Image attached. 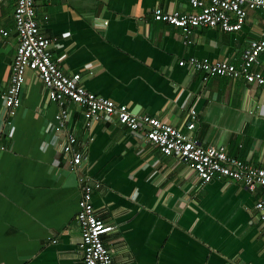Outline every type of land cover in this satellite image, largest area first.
Here are the masks:
<instances>
[{
    "label": "crops",
    "instance_id": "obj_1",
    "mask_svg": "<svg viewBox=\"0 0 264 264\" xmlns=\"http://www.w3.org/2000/svg\"><path fill=\"white\" fill-rule=\"evenodd\" d=\"M54 61L79 73L98 96L127 104L189 131L205 147L264 168V86L214 76L180 61L239 63L253 40L264 38V11L250 10L243 28L199 27L192 44L183 32L156 21L153 11H193L189 0H35ZM15 1H0V90L10 85L19 41ZM7 31L8 35L1 33ZM256 70L264 74L263 63ZM22 104L12 118L0 95V264H85L77 220L79 175L100 182L93 203L115 264H264V229L251 192L237 181L202 184L175 155L166 156L143 131L115 119L90 123L70 105L66 129L39 75L26 74ZM81 156L78 171L64 151L68 135ZM74 173H76L77 178Z\"/></svg>",
    "mask_w": 264,
    "mask_h": 264
},
{
    "label": "built area",
    "instance_id": "obj_2",
    "mask_svg": "<svg viewBox=\"0 0 264 264\" xmlns=\"http://www.w3.org/2000/svg\"><path fill=\"white\" fill-rule=\"evenodd\" d=\"M6 2L9 0H0ZM15 1L14 17L18 32L19 47L15 57L9 87L1 91L4 109L14 118L21 107V94L29 70L35 71L44 83L51 101L60 107L56 115L61 129H66L70 118V105L82 106L91 122L103 117L115 119L133 131H143L145 137L162 154L177 156L191 167L200 177L202 184L215 179L227 178L243 183L251 192L260 191L256 203L260 215V227L264 229V168L247 162L229 153L225 146L205 147L193 136L199 123L196 109L191 111L189 131H183L158 116L137 114L127 104H118L112 99L98 96L82 84L79 73L66 74L54 61L53 39L46 36L37 19L35 0ZM193 11L183 12L175 9L165 11L156 7L153 17L156 21L168 23L183 32L184 42L192 44L194 30L199 27L219 28L224 32H236L243 28L250 10L264 11V0H189ZM1 33L8 35L7 31ZM264 38L253 40L245 49L239 63L230 61L202 60L197 57L180 61L181 66L191 65L205 73L204 79L221 76L244 78L250 83L264 86V74L256 70L263 63ZM4 130L0 129V142ZM76 137L68 135L64 151L70 155L68 165L78 171L81 156L76 152ZM3 146L0 143V148ZM81 187L77 220L81 229L80 248L85 264H115L113 251L104 240V221L98 217L93 203L94 190L100 182L89 181L79 175Z\"/></svg>",
    "mask_w": 264,
    "mask_h": 264
},
{
    "label": "water",
    "instance_id": "obj_3",
    "mask_svg": "<svg viewBox=\"0 0 264 264\" xmlns=\"http://www.w3.org/2000/svg\"><path fill=\"white\" fill-rule=\"evenodd\" d=\"M74 175H75V177L77 178V175H76V173H74Z\"/></svg>",
    "mask_w": 264,
    "mask_h": 264
}]
</instances>
